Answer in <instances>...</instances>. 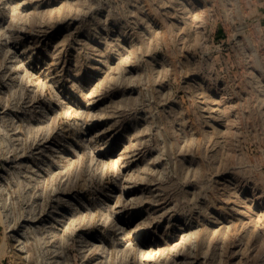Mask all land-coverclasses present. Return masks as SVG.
Here are the masks:
<instances>
[{
    "label": "rangeland",
    "instance_id": "obj_1",
    "mask_svg": "<svg viewBox=\"0 0 264 264\" xmlns=\"http://www.w3.org/2000/svg\"><path fill=\"white\" fill-rule=\"evenodd\" d=\"M0 264H264V0H0Z\"/></svg>",
    "mask_w": 264,
    "mask_h": 264
}]
</instances>
